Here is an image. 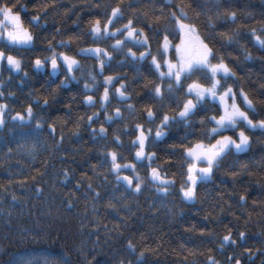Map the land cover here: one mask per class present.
<instances>
[{
	"label": "trees",
	"instance_id": "obj_1",
	"mask_svg": "<svg viewBox=\"0 0 264 264\" xmlns=\"http://www.w3.org/2000/svg\"><path fill=\"white\" fill-rule=\"evenodd\" d=\"M17 2L27 6L29 16L40 14L46 21L38 34L50 35L54 42L79 35L77 46H81L88 41L86 33L88 21L95 18L94 5L114 4L116 0ZM123 3L132 4L127 18L134 21L133 9L143 22H150L155 16L175 11L174 5H182L190 16L197 12L211 16L218 32L244 34L256 28L257 34L264 36L259 32L264 26V0H233L228 10L237 12L235 22L216 19V13L225 10L218 7L220 0ZM205 18L201 15V20ZM245 48L251 60L244 58ZM224 51L239 57L234 63L227 61L239 83H228L243 87L259 99L264 92V52L246 38ZM26 88L15 85L4 92L8 109L6 123L0 126V260L15 253L29 264H55L65 256L72 264H87L93 256L101 264H137L139 253L144 251L143 264H210L209 256L217 264H235V259H228L233 256L241 264H264V151L260 144L264 136L259 132L256 137L260 142L254 143L252 151L226 157L213 182L197 188L194 202H186L178 187L164 195L146 182L136 193L117 182L106 153L116 151L123 157L118 160L122 164L129 162L130 156L119 153L118 145L108 146L103 138L90 136L79 100L74 104L70 90L35 75L29 76ZM54 89L56 99L52 100ZM7 94H13V98ZM37 98L40 105L48 98V106L40 107ZM28 104L41 121L40 129H36L35 119L24 124L11 120ZM33 142L36 147L29 151L27 146ZM232 172L237 175L233 177ZM132 173L125 170L120 175ZM241 195L245 196L243 202ZM229 232L236 244L222 245V238ZM240 232L245 233L244 239L239 237ZM129 240L136 246L135 254L128 251ZM248 249L254 253L251 259Z\"/></svg>",
	"mask_w": 264,
	"mask_h": 264
},
{
	"label": "snow or ice",
	"instance_id": "obj_2",
	"mask_svg": "<svg viewBox=\"0 0 264 264\" xmlns=\"http://www.w3.org/2000/svg\"><path fill=\"white\" fill-rule=\"evenodd\" d=\"M232 2L233 0H220L218 7L223 6L225 10L218 11L216 19L223 17L235 22L237 12L228 10ZM197 6L200 5L197 4ZM174 7L176 10L169 12L167 16H155L152 21L143 22L140 14L134 9L131 15L136 17L135 21L127 18L132 4L124 5L123 0H116L114 4L96 3L94 5L95 18L88 21L89 27L86 34L92 38L93 42H104L117 36L123 37V39H116L115 43L110 45L113 52H123L125 59L133 62H147L149 71L155 73L160 83L150 82L151 91L147 93L145 106L136 116L137 120H143V122H134L131 127L132 133L135 134V139L130 141L131 147L136 148L134 159L138 164L150 169L147 179L157 186L156 191L167 195L169 186H174L175 181L165 178L167 174H162L160 165L151 167L159 157L155 151H147V149L166 138H171L175 133L180 143L170 145L169 151L180 153L182 179L180 192L186 202H194L197 198V188L212 180L214 173L222 167L226 157L249 153L254 143L260 142L255 134L259 132L264 136V92H261L260 98L257 99L250 96L243 87L234 86V84L238 85L239 77L227 61L231 59L234 63L239 57H232L231 53L224 51L226 47L246 38L254 47L264 52V36L257 34L256 28H251L244 34L239 31H233L231 34L218 32V25L206 13L197 12L190 16L184 6L174 5ZM16 8L20 11H15ZM27 11L26 6L20 5L17 0H0V17H2L0 19V45H2L0 65L6 61L9 69L17 73L23 70L22 60L17 56L7 54L3 49L35 47L39 35L34 33L30 27L25 26L21 16V12L27 13ZM46 14L45 11L44 15ZM201 15H205L206 18L201 20ZM144 17H147V13ZM125 19L127 22L120 24ZM161 20L164 21L163 25H161ZM40 21L41 15L37 14L30 16L27 22L32 27L40 28ZM142 22L143 27L136 26ZM117 24H120V27H116ZM57 31L59 32V29ZM259 32L264 33V26L259 29ZM170 35L178 37L179 43L173 44L169 39ZM74 39L76 43L80 42V36L77 35L75 38L69 37L68 40L58 41L55 48L49 40L47 51L51 54L43 59H35L34 67L39 71L45 64L50 63V75L57 76L61 72L62 64L65 75L57 88L67 87L73 81L78 83L79 80L74 72L81 71L79 79L85 81L83 90L94 91L99 83L97 75H103L105 67H110L114 56L108 48L100 46L77 48L72 55L55 50L56 48L72 49ZM152 41H155V54H153ZM128 45L143 49V51L137 54L133 51V47H128ZM244 52V58L251 60V53L246 48ZM77 56L85 59L91 58L96 61V64L92 66V70H88L77 59ZM261 59L264 60V58ZM229 80H232L234 84H229ZM117 81L120 83L119 87H115L114 94L120 100L131 98L127 91L129 85L124 78L119 75L104 76V90L100 97L101 108H105L110 102V87L114 86ZM0 83L3 82L0 81ZM145 87L147 88L148 85L146 84ZM55 91L54 89L51 95L52 100L56 99ZM2 96L3 92H0V97ZM166 97L169 101L167 105L161 104L156 107L151 105L152 101H163ZM84 99L89 105L96 103L90 95ZM35 102L40 105L38 98ZM48 104L49 99L45 98L40 107H47ZM7 109V104L0 103V126L6 123ZM127 110L130 115L136 111L132 104L127 105ZM114 117L121 120L126 119L119 107L115 109ZM257 117L260 118L257 119ZM98 118L99 113H93L87 117V120L91 124ZM34 119L36 129H40L42 124L36 117L32 104H28L23 113L16 112L11 117L12 121H19L21 124L31 123ZM105 122H114L113 115L106 116ZM49 128L54 131L51 125ZM92 131L96 133V129L93 128ZM99 134L101 138H105L106 129L103 125L99 128ZM113 142L118 146H123L119 136H115ZM260 144L261 151H264V142ZM35 147L36 144L33 142L27 146V149L31 151ZM106 155L111 158V171L116 173L117 182H123L126 189H131L136 193L141 192L144 178L136 171V164L118 162L123 157L118 156L116 151H110ZM125 170H131L134 175H120ZM231 175L235 177L237 173L232 172ZM37 191L41 189L38 188ZM13 199L16 198L13 197ZM240 200L243 202L245 196L241 195ZM68 206L72 207L71 202ZM239 237L244 239L245 233L240 232ZM224 242L236 244L231 237V232L222 238V245ZM127 248L130 253L135 254L136 246L131 240L128 241ZM246 251L251 259L254 253L250 249ZM144 255V251L139 253L137 264H143ZM228 259L229 261L235 259V264H241V261L234 256ZM208 261L210 264H217L211 256L208 257ZM0 264H29V262L13 253L7 259L0 260ZM55 264H72V262L65 256ZM87 264H101V262L93 256ZM120 264H124V261Z\"/></svg>",
	"mask_w": 264,
	"mask_h": 264
},
{
	"label": "flooded vegetation",
	"instance_id": "obj_3",
	"mask_svg": "<svg viewBox=\"0 0 264 264\" xmlns=\"http://www.w3.org/2000/svg\"><path fill=\"white\" fill-rule=\"evenodd\" d=\"M27 8V6H26ZM28 10V8H27ZM15 11H20V9H15ZM21 16L24 20L25 26L30 27L31 30L35 33H38L39 28L32 27L28 24L29 19V12L27 13L21 12ZM2 19V17H0ZM127 21H122L120 24L126 23ZM143 23V22H142ZM164 21L161 20V25H163ZM41 27L45 26L46 21L41 20L40 21ZM120 24H117L116 27H120ZM141 25V26H140ZM137 27H143V24L136 25ZM45 28V27H43ZM7 29H5L6 31ZM147 32V29H145ZM39 38L36 41L35 47L31 49H16V48H4L3 50L7 54H11L14 56H17L22 60V71L16 72L15 70H10L9 66L7 65L6 61L0 65V81L3 83H0V92H3V96L0 97V103L7 104V101L4 99V92L10 89H14L15 85L25 87V90H27L26 86L29 83V76L35 75L36 77H39L42 80H49L52 84L58 86L60 84V81L64 79V71H63V65L61 64V72L58 73L57 76H51V66L50 63H47L43 66V68L39 71H37L34 67V61L37 58L43 59L45 56L50 55L47 51V44L48 41L51 40L50 35H41L38 34ZM116 39H123L121 36H117L114 39L107 40L104 42H93L92 38L88 36V41L86 43H83L81 46H77V43L75 40H73V46L72 49L67 48H56V51L60 52H67L69 55H72L75 53V50L77 48H85V47H105L108 48V51L112 52L114 56V60L110 62V67L106 66L105 70L103 72V75H97V81L99 82L96 90L94 91H84L83 90V83L85 82L83 79H79L81 77V71H75L74 74L77 76L79 82H71L67 87H62L65 89H68L71 91L72 98L74 104H76L79 100L80 106L79 111H81L82 115L85 118L86 121V128L92 138L100 139L99 134V128L101 125L106 129V135L105 138H103L104 143L108 146H115L113 142V138L115 136H119L120 140L123 142V146H118L119 153L123 155H129L130 161L125 163H133L136 164V171L139 173V175L144 178V183H150L147 179V173L150 171V169L145 168L144 165L138 164L136 160L134 159L136 148L131 147L130 141L135 139V134L132 133L131 127L134 122H143V120H137L136 116L139 115L140 110L143 109L145 106V102L147 100V93L151 91V83L152 81H155L156 83H160V81L157 79L154 72H150L148 69L147 62H140V61H131L127 60L124 57L123 52H113L112 48L110 47L111 44L115 43ZM169 39L172 40L173 44L179 43V38L170 35ZM58 41L54 42L52 41L53 47L55 48V45ZM153 43V54H155V41H152ZM2 47V45H0ZM128 47H133L132 45H128ZM127 49H125L126 51ZM133 51H136L137 54L140 51H143V49H137L133 47ZM77 59L80 60L81 64L88 70H92V66L96 64V61L88 58L85 59L82 56H77ZM149 57V61H150ZM123 61V63H121ZM25 73H27V76H25ZM125 79V82L129 85V89L127 90L131 96L130 99L127 100H120L115 94L114 89L115 87H119V81L115 83L114 86L110 87V102L107 103L105 108H101L100 104V97L103 95L104 85H103V79L104 76H117ZM195 79V77H193ZM23 81V82H22ZM91 83V81H88ZM190 82V81H189ZM148 85L146 88L145 85ZM92 96L96 103L94 105H89L85 102L86 96ZM7 96L12 99L13 95L7 94ZM78 99V100H77ZM169 103L167 97L163 100H154L151 102V105L156 107L161 104L167 105ZM132 104L135 106V112L130 115L129 111L127 110V105ZM119 107L121 109V113L126 119H116L114 117L115 109ZM167 110V109H165ZM93 113H99V118L95 120V122L89 124L87 117L91 116ZM202 114V113H201ZM211 113H209L210 115ZM113 115L114 122L112 123H106L105 118L106 116ZM196 119L198 120L199 117L197 116ZM96 129V133H93L92 129ZM230 134V133H229ZM257 134V133H256ZM255 134V135H256ZM182 135V133H180ZM173 143H176L179 145L180 140L176 138V135H174L171 138H166L164 141L155 144L153 147L148 148L147 151H155L159 157L157 161H155L151 167H156L157 165H160L161 172L166 173L165 176L166 179H171L175 181L174 186H169V189L173 187H178L180 189V185L182 183V179L180 176V153L175 152L172 153L169 151L170 145ZM108 151L110 148H107ZM106 149V150H107ZM166 161L168 163H166ZM146 163V162H145ZM139 169V171H138ZM134 173H132L130 176H133ZM152 186L157 187L156 185L150 183ZM205 185V184H201Z\"/></svg>",
	"mask_w": 264,
	"mask_h": 264
},
{
	"label": "water",
	"instance_id": "obj_4",
	"mask_svg": "<svg viewBox=\"0 0 264 264\" xmlns=\"http://www.w3.org/2000/svg\"><path fill=\"white\" fill-rule=\"evenodd\" d=\"M240 155H242V154H240ZM209 182H212V180H211V181H209ZM209 182H207V183H209Z\"/></svg>",
	"mask_w": 264,
	"mask_h": 264
}]
</instances>
